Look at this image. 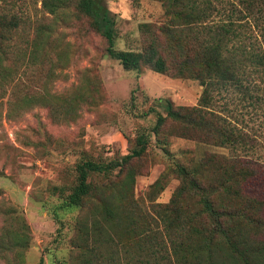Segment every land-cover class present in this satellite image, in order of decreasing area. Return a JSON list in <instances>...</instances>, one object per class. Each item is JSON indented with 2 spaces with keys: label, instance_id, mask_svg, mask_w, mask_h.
Segmentation results:
<instances>
[{
  "label": "rangeland",
  "instance_id": "obj_1",
  "mask_svg": "<svg viewBox=\"0 0 264 264\" xmlns=\"http://www.w3.org/2000/svg\"><path fill=\"white\" fill-rule=\"evenodd\" d=\"M42 1L0 0V16L17 21L16 28L2 31L3 45L11 51L16 47L18 55L25 50L24 60L0 73V81L12 80L0 86V264H86L101 259L100 255L111 259L107 264H176L172 244L185 241L199 249L200 237L205 240L210 228L205 230L207 219L198 211V196L185 194L183 201L191 207L187 210L199 213L192 221L203 235L189 231V221L179 220L178 231L170 232L174 240L160 235L163 242L159 244L154 241L144 246L141 241L145 233L152 240L165 232L164 224L155 220V209L171 202L179 186L173 164L191 167L199 160L205 163L212 154L215 161H225L224 156L236 152L230 146L179 137L178 124L170 120L155 136L150 131L155 112L149 108L165 114L161 105L167 100L174 107L196 105L202 92L199 80L157 73L148 65L140 71L125 69L106 53V40L89 19L76 13L75 0H68L67 5L61 2L54 13ZM55 2L48 0L49 5ZM104 2L116 20L115 49L141 51L150 40V33L140 29L144 22L164 43L158 32L164 22L160 0ZM230 2L219 0L213 18L222 16L224 7L231 8ZM255 29L264 44L261 30ZM35 39L41 46L30 64L27 52ZM252 92L257 99L243 98L233 89L213 92L209 110L258 142L254 156L264 159V73L256 77ZM140 131L150 136L146 152L131 165L136 175L130 204L123 210L117 207L113 220L94 196L80 207L62 206L76 183L78 162L86 157L98 161L119 158L130 152ZM128 168L117 175L115 170L112 185L101 189L118 184ZM224 169L220 175L231 176L234 171L230 162L224 163ZM212 170L218 173L213 165L200 178L210 181ZM89 178L95 186L110 182L101 176ZM216 195H210L211 199ZM145 213L154 221L150 227L141 225ZM130 216L139 222L134 233L127 230ZM9 217L15 221L9 222ZM246 218L257 227L264 220V204H255ZM105 221L109 223L102 224ZM246 224L238 226L244 230ZM259 226L263 232L264 223ZM21 234L23 241L15 242L13 235ZM218 236L214 233L213 237ZM246 237L255 239L241 235L237 240L244 242Z\"/></svg>",
  "mask_w": 264,
  "mask_h": 264
},
{
  "label": "trees",
  "instance_id": "obj_2",
  "mask_svg": "<svg viewBox=\"0 0 264 264\" xmlns=\"http://www.w3.org/2000/svg\"><path fill=\"white\" fill-rule=\"evenodd\" d=\"M55 1V4L49 5L48 0H43L42 4L49 12L54 13L58 4L62 2L67 5L68 0ZM160 1L164 9V22L158 32L163 36L164 43L158 41L159 37L151 30L150 24L141 23V31L150 33V40L141 51L115 49L116 20L104 0H75L74 8L78 15L87 17L91 27L105 38L106 53L125 69L140 71L148 65L157 73L199 80L202 92L196 105L174 107L167 100L161 105L165 114L153 107L149 108V112H155V121L150 128L155 136L161 133L164 124L170 120L178 124L179 137L212 145L230 146L236 153L229 157L222 156L225 161L219 158L215 161V154H212L205 163L199 160L191 167L180 163L173 164V172L180 180L179 186L171 202L163 206L157 205L160 210L155 209V220L164 224L165 232L155 235L152 240L148 239L150 234L145 233L141 241L144 246L154 241L159 244L163 242L158 239L160 235L165 240H174L170 232L178 231L179 220L183 223L189 221L188 230L199 234L202 230L192 220L201 213L206 216L208 226L204 228H210V235L205 240L200 237L202 241L199 249L188 246L185 241L178 244L174 242V245L171 243L174 246L176 264H264V227L263 232L259 230V225L264 220L258 219L259 225L256 227L253 225L254 220L246 218L255 204H264V159L254 156L259 143L226 117L221 119L220 114L213 109L209 110L213 92L225 89H233L243 98L257 99L253 95L252 87L256 77L264 73V44L257 39L255 28L261 30L264 39V0H232L231 8L224 7V13L218 19H214L213 15L219 11V0ZM225 2L229 4L228 1ZM16 27L17 21L14 18L0 16V37L3 30L10 31ZM29 46L27 54L30 60L27 61L31 64L38 57L40 40L35 39ZM15 49L11 51L9 45L4 46L0 38V73L1 70L15 67V61L24 60L22 53L25 50H21L22 53L18 55L15 53L19 51ZM11 81L1 80L0 86L10 85ZM149 136V133L140 131L130 152L119 158L98 161L86 157L78 162L75 166L76 183L65 195L62 206L80 207L84 200L94 196L105 214L113 220L117 207L123 210L131 202V190L136 175L131 165L146 152ZM226 162L233 166L231 176L220 175V170L225 171ZM127 165L129 168L118 180V184L101 189L112 185L115 170H118L115 173L117 175ZM213 165L217 167L218 173L212 170L210 173L214 177L208 182L203 181L200 176L207 173ZM91 175L101 176L105 182H110L101 186L92 185L89 178ZM215 192L217 198L211 199L210 195ZM185 194L198 196L199 213L197 210H187L191 207L183 201ZM7 219L9 222L15 221L12 217ZM101 219L104 220L105 217L102 216ZM128 220L127 230L133 233L139 230V222L134 216H130ZM153 222L152 216L147 213L142 216L141 225L150 227ZM244 223L247 224L243 230L238 225ZM150 229L146 231L150 233ZM214 233L219 236L213 237ZM230 234L233 236L230 237ZM235 234L236 238L233 239ZM241 235L254 236L255 239L251 241L246 237L244 242L238 241L237 237ZM13 236L15 242L23 241L22 234L21 237ZM211 237L213 241L210 240ZM222 239H225V244ZM100 258L90 259L86 264H107L110 259L104 255H100Z\"/></svg>",
  "mask_w": 264,
  "mask_h": 264
}]
</instances>
